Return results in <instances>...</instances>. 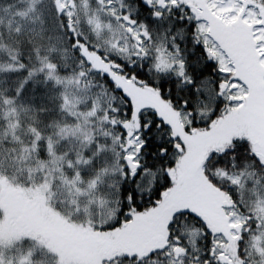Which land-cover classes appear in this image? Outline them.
<instances>
[{"label": "snow or ice", "instance_id": "snow-or-ice-1", "mask_svg": "<svg viewBox=\"0 0 264 264\" xmlns=\"http://www.w3.org/2000/svg\"><path fill=\"white\" fill-rule=\"evenodd\" d=\"M0 264H264V0H0Z\"/></svg>", "mask_w": 264, "mask_h": 264}]
</instances>
